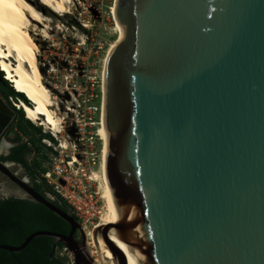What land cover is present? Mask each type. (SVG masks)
Returning <instances> with one entry per match:
<instances>
[{
    "label": "water",
    "instance_id": "obj_1",
    "mask_svg": "<svg viewBox=\"0 0 264 264\" xmlns=\"http://www.w3.org/2000/svg\"><path fill=\"white\" fill-rule=\"evenodd\" d=\"M122 37L103 72L105 176L116 221L92 230L117 264H264V0H115ZM14 109L0 99V116ZM0 122V134L3 129ZM70 226L54 238L94 264L76 218L0 163Z\"/></svg>",
    "mask_w": 264,
    "mask_h": 264
},
{
    "label": "rangeland",
    "instance_id": "obj_2",
    "mask_svg": "<svg viewBox=\"0 0 264 264\" xmlns=\"http://www.w3.org/2000/svg\"><path fill=\"white\" fill-rule=\"evenodd\" d=\"M29 1L41 11L44 17L43 24L32 22L29 29L38 45V63L43 82L53 96L57 115L62 119L59 123L61 132L57 136L66 138L67 130H65V127H67L68 122H71V117L74 116L70 109H66V107L72 108L76 105V102L84 98L82 85L86 80L91 79L96 82L94 88L98 89V97L95 99V103L98 107L101 106L103 60L111 42L118 38L116 20L110 13L113 0H69L66 4L68 11L60 13L50 10L38 0ZM44 24L47 26L44 27ZM43 29H45V34L42 32ZM12 63L14 62L12 61ZM4 86L6 85L0 82V88L5 90ZM79 92H81L80 95ZM80 113L82 114V111ZM85 116V113L82 116L79 114L80 121L78 122L87 121V119H83ZM94 116L99 121L98 111ZM32 123L40 127L42 133L51 135L41 125ZM14 126H17V123ZM62 126L64 130H62ZM15 132L14 129L11 131L12 138L17 133ZM100 143L102 142L99 141ZM100 146L101 144L96 148L98 156L92 165V173L96 176L97 183L94 184L101 195L102 146L101 153L99 152ZM49 151V149H46L44 155L47 156ZM70 151L71 148L68 147L67 152ZM30 157H32L30 162L35 160L40 162V168H43L46 164V157L37 158L35 154L30 155ZM17 173L19 176L24 175L20 170H17ZM2 178L3 176L0 175V180ZM13 192H17L18 196H25L11 181L3 178L0 181V195L9 196ZM100 201L102 213L104 201L101 196ZM95 222H97V219L93 223ZM90 227L91 225L85 230V233L91 230ZM92 248L94 249L93 246ZM94 255L97 256L95 252ZM65 259L69 260L68 258Z\"/></svg>",
    "mask_w": 264,
    "mask_h": 264
},
{
    "label": "bare ground",
    "instance_id": "obj_3",
    "mask_svg": "<svg viewBox=\"0 0 264 264\" xmlns=\"http://www.w3.org/2000/svg\"><path fill=\"white\" fill-rule=\"evenodd\" d=\"M38 1L54 12L60 13L68 11L66 4L69 0ZM43 20L44 17L41 11L29 0H3V2H0V70L3 71L4 78L11 82L14 90L22 92L25 97L32 102L30 106L23 101L16 102V105L23 110L25 117L37 125H41L47 131L58 132L60 130L59 123L62 119L57 115L53 96L43 82L38 63V45L34 41L29 29L32 22L43 24ZM43 26L46 27L47 25L45 26L44 24ZM116 29L118 31V38L111 42L103 60L102 100L98 126V132L102 142L100 143L102 146L100 170L102 179L101 197L104 201V210L99 217V221L90 228L91 230L89 229V232H86L87 235L85 233L89 246H93L91 244H93L92 230L94 227L104 225L109 236H111L116 229L112 195L105 176L107 148L103 117L104 63L111 48L123 35V31L117 21ZM42 32L45 34V29H43ZM12 61L14 63H12ZM62 144L65 146L64 142ZM93 177L96 179L95 174ZM118 244L126 256L127 264H133V262L136 264L133 256L124 248L123 243L119 242ZM91 250H93V248H91ZM94 264H117L110 250L101 240H99V251H97V256L94 255Z\"/></svg>",
    "mask_w": 264,
    "mask_h": 264
},
{
    "label": "built area",
    "instance_id": "obj_4",
    "mask_svg": "<svg viewBox=\"0 0 264 264\" xmlns=\"http://www.w3.org/2000/svg\"><path fill=\"white\" fill-rule=\"evenodd\" d=\"M114 3L110 6V13L114 17ZM92 5V4H90ZM99 48V46H97ZM4 77V75H3ZM94 80H86L82 85L83 99L76 102V105L70 109L73 113L71 122H68L66 138L58 137L57 134L61 132H50L51 138H41L40 142L45 148H50L49 154L46 156V164L43 166V170H40V176L44 180L45 184L69 207V212L78 221L80 228L84 231L94 226V220L99 221L101 214V201L97 183L93 177L92 165L95 158L98 156L97 147H99L100 135L98 132L99 121L95 119L94 114L97 111L100 113V107L95 103V99L98 97V89L94 88ZM9 85L12 86L9 81ZM79 95L81 92L78 93ZM102 97V88H101ZM6 101L16 109H20L16 102L20 99L14 96H8ZM68 111V110H67ZM82 111V114L80 113ZM86 114L83 119L85 122H78L79 114L82 116ZM62 130L63 126H62ZM23 141L28 146L32 147L29 142V137L22 132H18ZM65 143L63 146L62 143ZM68 147L71 148L70 152H67ZM100 152V148H99ZM46 152L32 151L30 155H40ZM33 157V156H32ZM32 157H30L32 159ZM90 227V228H91ZM87 244L88 240L86 238ZM92 245V244H91ZM92 248V246H90ZM92 256H94L95 249L91 250ZM56 253L60 257L68 258L69 264L73 263V258L69 251L62 246L56 250ZM96 253V252H95Z\"/></svg>",
    "mask_w": 264,
    "mask_h": 264
},
{
    "label": "trees",
    "instance_id": "obj_5",
    "mask_svg": "<svg viewBox=\"0 0 264 264\" xmlns=\"http://www.w3.org/2000/svg\"><path fill=\"white\" fill-rule=\"evenodd\" d=\"M0 80L5 90L3 93L7 98L9 95L20 99L29 105L28 99L23 93L17 92L9 85L7 79H4L3 72L0 70ZM13 107V106H12ZM17 111V130L25 133L29 138L32 147L28 146L22 140L19 134H15L13 140L16 142L13 150V158L18 159L23 165L40 178V182H35V189L45 196V193L53 196L50 199L52 203L59 206L65 211L69 207L47 186L40 176L41 164L38 161L30 162L25 155L34 151H46L41 142V138L51 137L50 134L42 133L40 127L35 126L29 119L24 117L23 110ZM37 135V136H36ZM45 149V150H44ZM36 157L45 158L44 154ZM33 170V171H32ZM73 216V215H72ZM70 226L56 213L50 211L43 204L29 198L17 196L0 197V244H9L18 246L30 233L36 230H49L58 233L67 234ZM63 245L58 243L54 245V238L46 235L37 236L31 239L25 247L20 250L9 251L0 248V264H69L63 257L57 255L54 250L61 248Z\"/></svg>",
    "mask_w": 264,
    "mask_h": 264
},
{
    "label": "flooded vegetation",
    "instance_id": "obj_6",
    "mask_svg": "<svg viewBox=\"0 0 264 264\" xmlns=\"http://www.w3.org/2000/svg\"><path fill=\"white\" fill-rule=\"evenodd\" d=\"M0 82H1V80H0ZM1 84H2V82H1ZM5 98L6 97H5L4 93H3V89L0 88V99L5 101L6 103H8ZM9 105L12 106L11 104H9ZM17 114H18L17 111L14 109V115L11 116L10 118H6L5 115H1L0 116V122H3V125H2L3 129H2V133L0 134V163L6 165L12 174L16 175L20 179H23L24 181H26L28 183V185H30L32 188L35 189V182L39 183L40 182V178L38 176L34 175L30 171V169H27L23 165V163L21 161H19L18 159L12 157L14 146L16 145V142L13 140L14 137L12 138L10 133H11V131L13 129L15 131L17 130L16 126H14V124L17 122ZM29 154L30 153L25 155V158L28 161H30V155ZM17 170L22 171L24 175L23 176H19L18 173H17ZM0 175H2L3 178L11 181L9 179V177L4 172L0 171ZM2 179L0 181H2ZM11 182L15 186H17L18 189L21 190V192L25 195L22 198H28V196L25 193V191L22 188H20V186L17 183H15L13 181H11ZM18 195L19 194L17 192H13V194L9 195V196L21 197V196H18ZM0 197H8V196H6V195L5 196H1L0 195ZM44 197L48 198L49 200L53 199V197L51 195H49L48 193H45ZM55 251H56V249L54 250V252Z\"/></svg>",
    "mask_w": 264,
    "mask_h": 264
},
{
    "label": "clouds",
    "instance_id": "obj_7",
    "mask_svg": "<svg viewBox=\"0 0 264 264\" xmlns=\"http://www.w3.org/2000/svg\"><path fill=\"white\" fill-rule=\"evenodd\" d=\"M16 91V90H15ZM20 93H22V92H20ZM20 101H22V100H20ZM29 101V100H28ZM24 102V101H23ZM25 103V102H24ZM27 104V103H26ZM29 105H31V103L29 102Z\"/></svg>",
    "mask_w": 264,
    "mask_h": 264
},
{
    "label": "crops",
    "instance_id": "obj_8",
    "mask_svg": "<svg viewBox=\"0 0 264 264\" xmlns=\"http://www.w3.org/2000/svg\"><path fill=\"white\" fill-rule=\"evenodd\" d=\"M16 132H17V133H16ZM16 132H15V133H16V134H18V132H19V131H18V130H16Z\"/></svg>",
    "mask_w": 264,
    "mask_h": 264
},
{
    "label": "snow or ice",
    "instance_id": "obj_9",
    "mask_svg": "<svg viewBox=\"0 0 264 264\" xmlns=\"http://www.w3.org/2000/svg\"><path fill=\"white\" fill-rule=\"evenodd\" d=\"M0 2H3V0H0ZM123 247V246H122ZM133 264H134V262H133Z\"/></svg>",
    "mask_w": 264,
    "mask_h": 264
}]
</instances>
